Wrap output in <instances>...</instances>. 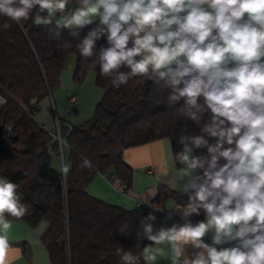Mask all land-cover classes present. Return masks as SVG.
Segmentation results:
<instances>
[{"label": "clouds", "instance_id": "9594fccd", "mask_svg": "<svg viewBox=\"0 0 264 264\" xmlns=\"http://www.w3.org/2000/svg\"><path fill=\"white\" fill-rule=\"evenodd\" d=\"M70 2L0 0V16L20 27L31 18L52 40H61L63 29L78 37L98 17L76 47L81 57L92 58L96 42L106 36L109 46L100 48L92 64L112 77L113 87L143 77L170 88L171 104L183 98L180 116L199 124L206 111L211 113L200 135L179 137L183 149L174 155L179 188L188 195L176 208L186 221L201 209L206 219L156 230V217L149 213L136 235L166 242L174 264H264V0H77L78 7L69 9ZM10 27L7 21L0 24L2 30ZM60 47L72 44L62 41ZM199 148L207 155H194ZM81 167L91 168V160L83 158ZM68 171L65 165L62 172ZM18 188L0 177V264H8V216L19 219L29 212ZM128 229L127 222L118 228ZM209 232L211 244L203 240ZM232 241L235 246L218 250ZM189 244L200 249L191 259L184 254ZM115 255L122 264H141L138 253L120 246Z\"/></svg>", "mask_w": 264, "mask_h": 264}, {"label": "trees", "instance_id": "16d2710c", "mask_svg": "<svg viewBox=\"0 0 264 264\" xmlns=\"http://www.w3.org/2000/svg\"><path fill=\"white\" fill-rule=\"evenodd\" d=\"M37 11L38 6L31 15ZM5 21L11 27L0 29V177L19 186L22 202L29 209L22 218L8 219L23 221L32 228L42 221L47 224L40 240L51 264H119L121 258L115 255L118 246L140 254L153 243L136 235L142 219L151 213L156 217L154 227L171 228L163 224L165 199L171 197L176 205H184L188 195L160 185L149 204L125 210L90 196L86 186L95 175L111 174L129 187L132 169L122 158L127 148L167 139L174 160L183 149L179 137L200 135L201 126L210 120V110L199 124L180 116L183 98L171 104L170 88L143 77H131L127 84L113 87L112 77L101 75L99 64H92L100 48L109 46L106 36L96 42L92 58L81 57L76 47L99 21L81 29L78 37L63 29L61 40L50 39L46 29L31 18L22 21L23 27L0 16V24ZM62 41L72 47L62 49ZM68 56L76 58L73 82L80 84L93 73L102 96L89 119L72 125L55 118L58 128L48 131L34 115L40 101L59 87ZM120 71L130 69L121 67ZM198 102L203 103V98ZM57 133L65 140L61 149L53 139ZM205 138L215 142V138ZM193 154L207 155V149H194ZM85 157L91 160V168L81 167ZM65 165L69 169L66 175L62 172ZM196 174H202L201 170ZM205 219L201 209L190 222L196 225ZM125 222L128 232L121 233L118 228ZM19 247L26 264H32L29 246L22 242Z\"/></svg>", "mask_w": 264, "mask_h": 264}, {"label": "crops", "instance_id": "0c3cea01", "mask_svg": "<svg viewBox=\"0 0 264 264\" xmlns=\"http://www.w3.org/2000/svg\"><path fill=\"white\" fill-rule=\"evenodd\" d=\"M76 7H78L77 0H71L68 8L74 9ZM96 21H99L98 17ZM75 65L76 58L68 56L60 73L59 87L40 101L39 110L34 115L35 121L48 131L55 128V118L72 125L80 124L89 119L101 99L102 91L95 85L93 73H88L80 84L73 82L72 75ZM122 158L132 169L131 181L126 193L120 194L114 191L107 182V175H95L85 189L90 196L107 204L131 210L139 205L149 204L160 185L168 187L179 195L186 194L179 188L180 180L176 178L174 160L167 139L127 148L123 151ZM176 206L171 197L165 199L166 219L163 224L183 225L191 221L192 216L186 221ZM10 221L12 228L7 234L10 244L8 264H26L19 247L22 242L29 246L32 264H51L48 253L40 240L47 224L42 221L32 228L23 221ZM160 227L156 226L154 229L159 230ZM203 240L205 243L211 244L212 233H207ZM235 244L236 242L232 241L218 245L217 248L219 250L220 248L235 246ZM198 251L200 249L193 248L191 244L185 245L184 254L189 259L193 258ZM152 255H155V260L144 259ZM139 256L145 264H174L170 246L166 242L162 244L151 243L145 246Z\"/></svg>", "mask_w": 264, "mask_h": 264}, {"label": "built area", "instance_id": "2783aa9c", "mask_svg": "<svg viewBox=\"0 0 264 264\" xmlns=\"http://www.w3.org/2000/svg\"><path fill=\"white\" fill-rule=\"evenodd\" d=\"M2 102V100H0ZM55 126L58 128V121L55 120ZM53 139L58 142L59 148L61 149L62 146L65 145V140L60 137V135L57 133L53 135ZM107 182L109 186L116 191L117 193L124 194L126 193L128 187L127 185L119 178H117L114 175H107ZM119 264H122V261H120ZM141 264H145L144 261L141 259Z\"/></svg>", "mask_w": 264, "mask_h": 264}, {"label": "rangeland", "instance_id": "374dc122", "mask_svg": "<svg viewBox=\"0 0 264 264\" xmlns=\"http://www.w3.org/2000/svg\"><path fill=\"white\" fill-rule=\"evenodd\" d=\"M140 240L142 241V238Z\"/></svg>", "mask_w": 264, "mask_h": 264}]
</instances>
